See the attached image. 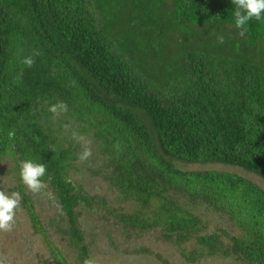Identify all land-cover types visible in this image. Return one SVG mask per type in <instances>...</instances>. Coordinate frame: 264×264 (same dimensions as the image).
Here are the masks:
<instances>
[{
	"label": "trees",
	"instance_id": "obj_1",
	"mask_svg": "<svg viewBox=\"0 0 264 264\" xmlns=\"http://www.w3.org/2000/svg\"><path fill=\"white\" fill-rule=\"evenodd\" d=\"M233 11L232 0H0V190L20 193L54 264L149 234L173 264H264V187L247 177L264 182V21L242 34ZM59 102L67 111L51 113ZM20 159L45 164L39 192Z\"/></svg>",
	"mask_w": 264,
	"mask_h": 264
},
{
	"label": "rangeland",
	"instance_id": "obj_2",
	"mask_svg": "<svg viewBox=\"0 0 264 264\" xmlns=\"http://www.w3.org/2000/svg\"><path fill=\"white\" fill-rule=\"evenodd\" d=\"M8 166V164L3 165L1 169L5 171ZM192 166L189 165L188 168ZM235 170L236 168L232 171ZM236 171L240 173L239 169ZM241 173L243 172L241 171ZM243 174L246 176L245 173ZM247 177L256 180L264 187V182L257 176L248 175ZM43 206L47 213L49 211L48 206L46 204ZM49 213H53V210L52 212L50 210ZM205 218H212V215L205 213ZM216 219L218 218L216 217ZM212 220L214 221V219ZM209 224L211 226L215 225L213 222ZM50 234L53 244L56 246L58 244L61 245L52 231ZM145 245H148L149 249H151L148 254H136L133 251ZM117 249L116 252H112L113 255L103 256L104 258H101V256L96 257L95 260L102 261L104 264H163L159 257L166 258L170 264L181 260L180 256L173 250V247L157 240L154 234L144 235V238L122 240V244L119 243ZM132 257L135 260L131 259ZM215 260L212 264L220 263L219 259ZM224 262L225 264L231 263L228 260ZM0 264H54L48 254L45 239L39 232L34 230L31 221L22 209H16L14 223L9 231L0 230ZM98 264L102 263L99 262Z\"/></svg>",
	"mask_w": 264,
	"mask_h": 264
},
{
	"label": "clouds",
	"instance_id": "obj_3",
	"mask_svg": "<svg viewBox=\"0 0 264 264\" xmlns=\"http://www.w3.org/2000/svg\"><path fill=\"white\" fill-rule=\"evenodd\" d=\"M234 11V25L236 28L246 30L252 20L264 21V0H232ZM23 63L31 66L34 63L32 56L25 57ZM50 112L60 114L67 111V105L63 102L56 103L50 107ZM12 135V134H10ZM91 155L90 150H85L79 157L87 159ZM46 174L44 163H37L32 159L19 160V175L22 183L33 193L39 192L45 187L42 177ZM21 201V195L17 191L0 190V230L9 231L14 223L16 209ZM84 264H97L94 258H88Z\"/></svg>",
	"mask_w": 264,
	"mask_h": 264
}]
</instances>
